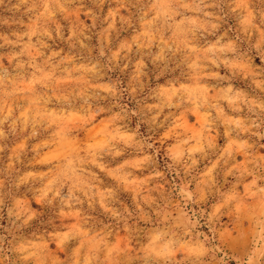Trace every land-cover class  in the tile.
<instances>
[{"label": "clouds", "instance_id": "1", "mask_svg": "<svg viewBox=\"0 0 264 264\" xmlns=\"http://www.w3.org/2000/svg\"><path fill=\"white\" fill-rule=\"evenodd\" d=\"M0 264H264V0H0Z\"/></svg>", "mask_w": 264, "mask_h": 264}]
</instances>
